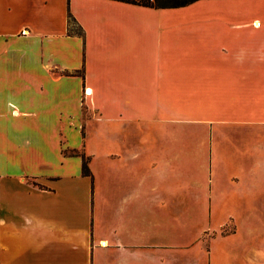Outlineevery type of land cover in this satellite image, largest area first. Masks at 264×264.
Instances as JSON below:
<instances>
[{
  "label": "crops",
  "instance_id": "obj_1",
  "mask_svg": "<svg viewBox=\"0 0 264 264\" xmlns=\"http://www.w3.org/2000/svg\"><path fill=\"white\" fill-rule=\"evenodd\" d=\"M0 264H264V0H0Z\"/></svg>",
  "mask_w": 264,
  "mask_h": 264
},
{
  "label": "trees",
  "instance_id": "obj_2",
  "mask_svg": "<svg viewBox=\"0 0 264 264\" xmlns=\"http://www.w3.org/2000/svg\"><path fill=\"white\" fill-rule=\"evenodd\" d=\"M117 2L138 5L153 9H171L189 5L199 0H113ZM68 32L70 34L82 35V30L76 25L74 18L71 14H68ZM82 159V173L86 176H90V172L87 167V160L84 155L79 154Z\"/></svg>",
  "mask_w": 264,
  "mask_h": 264
},
{
  "label": "rangeland",
  "instance_id": "obj_3",
  "mask_svg": "<svg viewBox=\"0 0 264 264\" xmlns=\"http://www.w3.org/2000/svg\"><path fill=\"white\" fill-rule=\"evenodd\" d=\"M161 128L164 131L172 132V131H177L178 128L179 129L183 128V126L180 125L179 123L175 122V121H170V122L166 123L165 125H163ZM75 153L79 154V152H75ZM204 223H205V221H204ZM195 230H196V224L191 222L190 226H189V232L186 234V238H185V243L187 245H190L191 249H193L197 245L195 243V240L197 238V232Z\"/></svg>",
  "mask_w": 264,
  "mask_h": 264
},
{
  "label": "built area",
  "instance_id": "obj_4",
  "mask_svg": "<svg viewBox=\"0 0 264 264\" xmlns=\"http://www.w3.org/2000/svg\"><path fill=\"white\" fill-rule=\"evenodd\" d=\"M89 94V91L86 89L85 91H84V95L86 96V95H88Z\"/></svg>",
  "mask_w": 264,
  "mask_h": 264
}]
</instances>
